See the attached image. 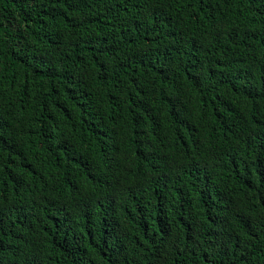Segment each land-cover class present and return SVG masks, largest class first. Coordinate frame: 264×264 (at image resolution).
Instances as JSON below:
<instances>
[{
    "label": "trees",
    "instance_id": "1",
    "mask_svg": "<svg viewBox=\"0 0 264 264\" xmlns=\"http://www.w3.org/2000/svg\"><path fill=\"white\" fill-rule=\"evenodd\" d=\"M0 264H264V0H0Z\"/></svg>",
    "mask_w": 264,
    "mask_h": 264
}]
</instances>
